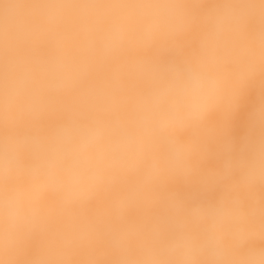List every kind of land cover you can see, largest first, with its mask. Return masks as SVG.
<instances>
[{
    "label": "clouds",
    "instance_id": "obj_1",
    "mask_svg": "<svg viewBox=\"0 0 264 264\" xmlns=\"http://www.w3.org/2000/svg\"><path fill=\"white\" fill-rule=\"evenodd\" d=\"M0 264H264V0H0Z\"/></svg>",
    "mask_w": 264,
    "mask_h": 264
},
{
    "label": "bare ground",
    "instance_id": "obj_2",
    "mask_svg": "<svg viewBox=\"0 0 264 264\" xmlns=\"http://www.w3.org/2000/svg\"><path fill=\"white\" fill-rule=\"evenodd\" d=\"M255 103V95L252 94L248 97L245 105L242 107L234 125V134L239 135L243 131L244 124L247 121L248 113L252 105Z\"/></svg>",
    "mask_w": 264,
    "mask_h": 264
}]
</instances>
